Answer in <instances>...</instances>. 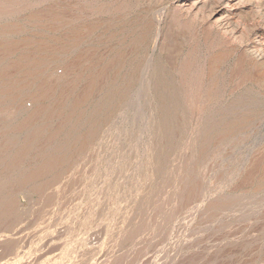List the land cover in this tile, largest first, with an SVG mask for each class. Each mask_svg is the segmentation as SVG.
Here are the masks:
<instances>
[{"label": "rangeland", "instance_id": "1", "mask_svg": "<svg viewBox=\"0 0 264 264\" xmlns=\"http://www.w3.org/2000/svg\"><path fill=\"white\" fill-rule=\"evenodd\" d=\"M35 9L0 6V264H264V98L173 100L152 49L41 48Z\"/></svg>", "mask_w": 264, "mask_h": 264}, {"label": "bare ground", "instance_id": "2", "mask_svg": "<svg viewBox=\"0 0 264 264\" xmlns=\"http://www.w3.org/2000/svg\"><path fill=\"white\" fill-rule=\"evenodd\" d=\"M21 2L38 7L26 17L41 48L82 46L90 37L89 47L114 41L123 55L152 49L149 57L171 79L169 98L199 108L226 91L239 101L264 98V0H0V6Z\"/></svg>", "mask_w": 264, "mask_h": 264}]
</instances>
